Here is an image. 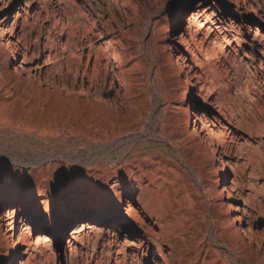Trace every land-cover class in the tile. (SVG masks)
Here are the masks:
<instances>
[{
	"label": "rangeland",
	"instance_id": "obj_1",
	"mask_svg": "<svg viewBox=\"0 0 264 264\" xmlns=\"http://www.w3.org/2000/svg\"><path fill=\"white\" fill-rule=\"evenodd\" d=\"M259 22L264 0H0V264H264Z\"/></svg>",
	"mask_w": 264,
	"mask_h": 264
},
{
	"label": "bare ground",
	"instance_id": "obj_2",
	"mask_svg": "<svg viewBox=\"0 0 264 264\" xmlns=\"http://www.w3.org/2000/svg\"><path fill=\"white\" fill-rule=\"evenodd\" d=\"M201 12H195V13H191L190 15H188L187 16V18H186V24H188V26H187V28H186V30H188V31H193V30H196V32H197V35L199 34V32H205V31H207V29L205 28V26H204V23H203V21L201 20ZM180 18H181V16L179 15V16H177V17H174L173 18V20H172V23H171V25H172V28L173 29H176L177 27H179V20H180ZM186 30L184 29L182 32V34L181 35H179L178 36V39H177V42L179 43V42H185V35H186ZM263 30H264V23H261V22H259L258 23V29H257V31H256V33H255V35H254V40L253 41H256V40H258V37H259V35H258V31H260V32H262L263 33ZM253 41L250 43L251 45H254L253 44ZM207 50H208V52H206L207 54V56H206V58L207 59H209V60H213V61H216L217 59H219V58H221L223 55H221V53H219L218 51H216V50H214V49H212V50H210L209 49V47L207 48ZM259 50L262 52V53H264V47H261V46H259ZM206 58H205V60H206ZM188 60V59H187ZM203 63V62H202ZM205 64V63H204ZM205 66V65H204ZM62 68H64V67H61L60 66V68L57 70L58 72L59 71H61L62 70ZM199 82V81H198ZM248 94V93H247ZM247 94H246V92H243V95H244V97H247ZM249 96V95H248ZM250 107V106H249ZM200 119L201 120H205L206 119V115L203 113V112H201V117H200ZM253 120L254 121H258L259 120V117L256 115V114H253ZM198 122H199V119L198 120H196L195 121V130L197 131V134L200 136V137H203V138H206V135H205V130L202 128V127H200V129L198 128ZM51 136V135H50ZM46 137V136H45ZM49 137V136H48ZM53 137V136H52ZM51 137V138H52ZM60 138V137H59ZM65 139V138H64ZM54 141V140H53ZM46 142V141H45ZM48 142V141H47ZM46 142V143H47ZM207 148H208V150H209V153H215L216 152V150H215V147H214V143H213V141L212 140H207ZM70 153V152H69ZM73 153V152H72ZM42 157H44V156H42ZM222 170L223 171H226L227 169L223 166L222 167ZM228 198H229V200L230 201H232V200H234L233 199V196L231 195V193H229L228 192ZM125 222L124 221H122L121 222V224L117 227V231H118V233H117V235H118V237L122 240V241H124V234H125V228L123 227V224H124ZM246 233V232H245ZM219 244V243H218ZM226 245V244H225ZM227 248V247H226ZM231 251V250H230ZM141 252H142V256H143V259L145 260L146 258H147V255H146V251H145V249L143 250V248H141ZM236 255V254H235ZM232 257V256H231ZM234 257V256H233ZM233 261V260H232Z\"/></svg>",
	"mask_w": 264,
	"mask_h": 264
}]
</instances>
